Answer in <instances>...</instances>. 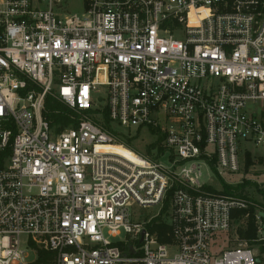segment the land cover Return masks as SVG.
Returning <instances> with one entry per match:
<instances>
[{
  "label": "built area",
  "instance_id": "1",
  "mask_svg": "<svg viewBox=\"0 0 264 264\" xmlns=\"http://www.w3.org/2000/svg\"><path fill=\"white\" fill-rule=\"evenodd\" d=\"M64 1L0 0V264H260L215 245L253 202L205 186L264 146V0ZM140 130L159 156L117 142ZM168 193L162 243L148 225Z\"/></svg>",
  "mask_w": 264,
  "mask_h": 264
},
{
  "label": "rangeland",
  "instance_id": "2",
  "mask_svg": "<svg viewBox=\"0 0 264 264\" xmlns=\"http://www.w3.org/2000/svg\"><path fill=\"white\" fill-rule=\"evenodd\" d=\"M63 7L65 12L69 13H82L83 12V0H66L63 2ZM256 114L261 115V119L264 121V104L257 103L255 105ZM135 130H131L134 133ZM154 139L153 135L145 130L137 131L135 138L132 139V146L136 147L140 151H144L145 146ZM212 150V146H210ZM244 148L248 149V152L240 155L241 168L238 172L231 173L228 170H224L222 177H217L216 173L209 167V175L211 179V187L215 190H223L225 186L238 187L236 196L247 198L253 202L256 210L264 211V197L259 193L260 190L264 191V146H255L253 143H247ZM115 149L125 156H130L128 151L121 147H115ZM247 153L250 157H247ZM167 162L168 159L164 158ZM251 164H247L249 162ZM207 169L203 168V179H208ZM240 185L241 188H240ZM137 213L140 214L141 219L148 218L158 212V206L140 208L138 206L134 207ZM163 216L167 220L166 215L158 214ZM241 224L245 226V219H242ZM237 227L236 223H232L231 228L224 234H221L217 241L216 246L219 249L231 248V247H250L257 254L260 253V245L257 242L252 244H247L242 239L237 238L235 229ZM124 236V233L121 234ZM34 258L30 256L28 261H32ZM260 264H264V258L261 260Z\"/></svg>",
  "mask_w": 264,
  "mask_h": 264
},
{
  "label": "trees",
  "instance_id": "3",
  "mask_svg": "<svg viewBox=\"0 0 264 264\" xmlns=\"http://www.w3.org/2000/svg\"><path fill=\"white\" fill-rule=\"evenodd\" d=\"M46 109L49 110L48 117L52 120L53 123L59 125L60 127L64 126H70L76 125V119L75 114L72 110H70L68 107L63 105L62 103L58 102L56 99H50L48 98L46 100ZM118 135L117 142H121L123 145H125L128 148H131L135 152H139L141 154H151V151L153 149L157 150V155L159 156L160 153L163 151V147L160 145L162 137L158 136L156 140H154L151 143H148L144 151L138 150L136 147L132 146V139L135 138V135L132 136H126L122 132H116ZM7 154V151H5L2 156ZM247 157H250V154L247 153ZM247 164H251L250 161L247 162ZM242 185H240L241 188ZM205 188L209 191H212L214 193H220V194H226V195H238L239 193H236L239 189L236 187L225 186L223 190H215L211 186H205ZM259 193L264 197V191L260 190ZM168 204H169V193L167 194L166 198L164 199V203L162 206V209L160 211V214L167 215L168 211ZM257 213V210L254 206H249L246 209H235L232 211V223H236L237 227L235 229V232L237 234V238L242 239L247 244H252L256 241V218L255 215ZM242 219H245V226L241 224ZM148 229L153 232L156 231L158 234V240L162 243L168 242L169 237L167 236V232L169 230V225L167 223V220L161 216L158 215L151 221V223L148 225ZM260 245V253H258L257 258L259 260V263H261V260L264 258V244L261 242H257ZM263 255V256H262ZM38 262H41L42 264H54L53 262V255L51 252H43L41 253Z\"/></svg>",
  "mask_w": 264,
  "mask_h": 264
},
{
  "label": "water",
  "instance_id": "4",
  "mask_svg": "<svg viewBox=\"0 0 264 264\" xmlns=\"http://www.w3.org/2000/svg\"><path fill=\"white\" fill-rule=\"evenodd\" d=\"M258 215L262 219V229H263V234H264V211H259ZM140 240H141V238H140Z\"/></svg>",
  "mask_w": 264,
  "mask_h": 264
},
{
  "label": "bare ground",
  "instance_id": "5",
  "mask_svg": "<svg viewBox=\"0 0 264 264\" xmlns=\"http://www.w3.org/2000/svg\"><path fill=\"white\" fill-rule=\"evenodd\" d=\"M115 148V147H114ZM119 152V151H118ZM121 153V152H120ZM124 155V154H123Z\"/></svg>",
  "mask_w": 264,
  "mask_h": 264
}]
</instances>
